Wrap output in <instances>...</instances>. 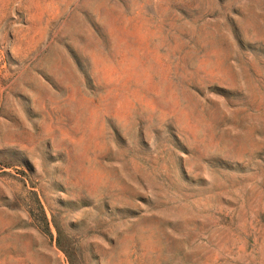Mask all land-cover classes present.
Listing matches in <instances>:
<instances>
[{
    "label": "rangeland",
    "instance_id": "obj_1",
    "mask_svg": "<svg viewBox=\"0 0 264 264\" xmlns=\"http://www.w3.org/2000/svg\"><path fill=\"white\" fill-rule=\"evenodd\" d=\"M0 264H264V0H0Z\"/></svg>",
    "mask_w": 264,
    "mask_h": 264
}]
</instances>
